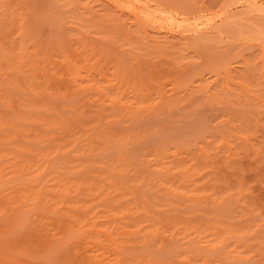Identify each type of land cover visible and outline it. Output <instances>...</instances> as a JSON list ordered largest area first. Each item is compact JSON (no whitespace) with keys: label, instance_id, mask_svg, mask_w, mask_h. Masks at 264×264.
<instances>
[{"label":"rangeland","instance_id":"obj_1","mask_svg":"<svg viewBox=\"0 0 264 264\" xmlns=\"http://www.w3.org/2000/svg\"><path fill=\"white\" fill-rule=\"evenodd\" d=\"M0 264H264V0H0Z\"/></svg>","mask_w":264,"mask_h":264},{"label":"bare ground","instance_id":"obj_2","mask_svg":"<svg viewBox=\"0 0 264 264\" xmlns=\"http://www.w3.org/2000/svg\"><path fill=\"white\" fill-rule=\"evenodd\" d=\"M209 57H210V56H209ZM213 57H215V56H213ZM215 59H216V58H215ZM219 59H220V58H219V56H218V60H219ZM209 63H210V62H209ZM209 63H208V64H209ZM206 64H207V63H206ZM212 64H213V63H212ZM212 64H211V65H212ZM209 66H210V65H209ZM173 67H174V66H173ZM174 68H175V67H174ZM170 69H171V68H170ZM175 69H176V68H175ZM182 71H183V70H182ZM166 73H167V72H166ZM168 74H169V72H168ZM170 74H171V73H170ZM155 78H156V77H155ZM162 82H163V81H162ZM177 82H178V81H177ZM177 82H176V83H177ZM159 95H162V94H159ZM162 97H163V95H162ZM206 97H207V96H206ZM160 98H161V97H160ZM208 98H209V97H208ZM169 104H170V103H169ZM262 104H263V103H262ZM170 107H171V106H170ZM161 108H162V107H161ZM164 109H165V108H164ZM228 112H229V111H228Z\"/></svg>","mask_w":264,"mask_h":264}]
</instances>
